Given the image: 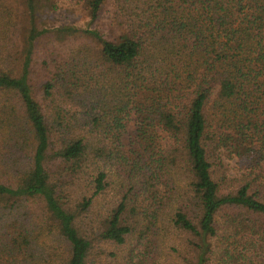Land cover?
Instances as JSON below:
<instances>
[{
	"label": "trees",
	"instance_id": "trees-1",
	"mask_svg": "<svg viewBox=\"0 0 264 264\" xmlns=\"http://www.w3.org/2000/svg\"><path fill=\"white\" fill-rule=\"evenodd\" d=\"M64 1L89 27L40 29L54 0H22L20 52L0 0V264H110L135 237L118 264H180L176 240L183 264H260L264 0ZM49 34L70 46L40 91ZM111 169L123 195L97 214Z\"/></svg>",
	"mask_w": 264,
	"mask_h": 264
},
{
	"label": "rangeland",
	"instance_id": "rangeland-1",
	"mask_svg": "<svg viewBox=\"0 0 264 264\" xmlns=\"http://www.w3.org/2000/svg\"><path fill=\"white\" fill-rule=\"evenodd\" d=\"M7 4L11 6L14 10L16 16L19 17L21 23H19L20 29H22L21 37L18 39L17 44L21 52L23 47V41L27 36V31L29 29L28 20L21 14L25 10V7L22 5V0H7ZM40 25L39 28L42 29L45 26L47 28H58L63 26H74L80 29H86L89 27V17L85 9L82 6L74 7L64 0H54V3L42 4L40 6ZM103 28L107 27L108 23L104 19L100 22ZM100 24H95V26H100ZM94 28V26L92 27ZM65 39L49 34L48 36L42 38L38 41L35 48L34 54V65H33V83L35 87L41 91L43 84L53 76L55 71V66L62 58H65L66 54L69 52V44ZM73 43V42H72ZM69 45V46H68ZM77 47V46H76ZM68 51V52H67ZM67 52V53H66ZM66 53V54H65ZM39 92V91H38ZM41 94V93H40ZM40 97V96H39ZM233 167L231 163L229 168ZM115 169H111L114 182H112L111 187L104 192L101 196L98 197L96 213H105L111 209L114 203L119 199V194L122 196L121 184L118 179H116ZM235 172L232 171L228 177H233ZM112 178V179H113ZM152 238V237H151ZM138 237H135L133 241L127 246L126 250H119L117 248H108L106 250L105 259L110 262V264L123 263L124 258L127 259L129 255V250L135 249V252L131 257L133 260L137 261L140 252L145 250V243L147 240L143 239L141 244H138ZM138 244V245H137ZM185 241L181 242L176 240L174 246L169 250H166L170 256H173V259H176V262L180 264L184 263L183 258L185 257L184 251ZM174 248V251L172 250ZM116 256V257H115ZM119 256L118 260L117 257ZM169 256V255H168ZM246 256L250 257L255 263L264 264V253H257L253 250H247ZM164 260L162 256L159 258V261ZM243 264V263H241Z\"/></svg>",
	"mask_w": 264,
	"mask_h": 264
}]
</instances>
